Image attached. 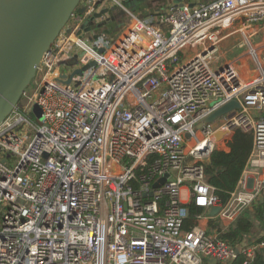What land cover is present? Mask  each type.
Wrapping results in <instances>:
<instances>
[{
    "label": "built area",
    "instance_id": "2783aa9c",
    "mask_svg": "<svg viewBox=\"0 0 264 264\" xmlns=\"http://www.w3.org/2000/svg\"><path fill=\"white\" fill-rule=\"evenodd\" d=\"M106 4L124 9L81 0L84 12L43 53L27 103L0 125V264H228L239 255L255 264L264 240L229 245L206 232L203 213L182 225L187 202L219 206L225 222L260 199L264 213V72L249 74L243 56L210 67L222 30L264 22V0L171 4L155 22L133 17L112 42L93 37ZM232 99L239 108L194 131ZM237 129L253 147L222 204L203 163Z\"/></svg>",
    "mask_w": 264,
    "mask_h": 264
},
{
    "label": "water",
    "instance_id": "95a60500",
    "mask_svg": "<svg viewBox=\"0 0 264 264\" xmlns=\"http://www.w3.org/2000/svg\"><path fill=\"white\" fill-rule=\"evenodd\" d=\"M84 10L81 0H0V125L19 104L25 89L35 77L43 53L54 44L71 15L75 11L83 13ZM105 11L107 9L94 16L99 17ZM120 14H124V11ZM86 24L87 20L82 26ZM99 28L101 33H109L110 28L102 29L101 23L95 25L96 30ZM85 30H89V26ZM94 64L91 62L81 70ZM239 107L236 100H229L196 123L194 131ZM43 155L46 156V153ZM166 176L155 181L152 187L162 184ZM219 210V206L211 207L209 215L216 216ZM208 262L217 261L209 259Z\"/></svg>",
    "mask_w": 264,
    "mask_h": 264
},
{
    "label": "trees",
    "instance_id": "16d2710c",
    "mask_svg": "<svg viewBox=\"0 0 264 264\" xmlns=\"http://www.w3.org/2000/svg\"><path fill=\"white\" fill-rule=\"evenodd\" d=\"M228 147V151L214 149L210 153L208 160L203 163L205 181L212 186L214 194L220 199L222 204L226 203L230 198L231 192L237 186L247 165L253 147L252 133L241 129L235 130L228 142ZM186 206L188 212L182 228L189 230L196 224V216L203 213L204 209L192 202H188ZM254 212V216L259 220L263 218V209L260 202L255 205ZM247 213V210L241 212L226 231L218 233L216 239L225 241L232 246L241 244L247 234L253 231V222ZM261 240H264V236L257 238L255 241ZM242 262L243 256L239 255L229 264H242ZM255 264H264V250H260L257 253Z\"/></svg>",
    "mask_w": 264,
    "mask_h": 264
},
{
    "label": "crops",
    "instance_id": "0c3cea01",
    "mask_svg": "<svg viewBox=\"0 0 264 264\" xmlns=\"http://www.w3.org/2000/svg\"><path fill=\"white\" fill-rule=\"evenodd\" d=\"M210 1H213V0H121V3L123 5L124 9L121 7L119 8V7H115V6H108V4L104 5L103 9L105 8V10L107 9V11H105L103 13L104 19L101 20L102 29L106 28L103 25L105 23L106 24L109 23L107 21V19L112 18L110 16V14L113 11L122 12V11H126V9H127V10H130L131 12H133L132 13L133 16H131V19L133 17H137V18L144 19L147 21L155 22L157 20V17L161 13H164L171 4H175L176 2H178L179 4L194 5V4L202 3V2L208 3ZM126 24L123 27H125ZM236 27H238L237 24H235V26L231 29V31H227L228 29L222 30V34L224 36H223V39L218 44V47L220 45H222L223 43L231 46L230 51H231L232 55L227 62L239 59L242 56H244L243 58L245 60H246V58L248 59L247 56H251V57L253 56L255 61L257 60V62L260 64L262 62L263 67H264V42H263V40H264V22L253 23L249 27L245 26L243 28H237L236 30H234V28H236ZM235 34L236 35L238 34V36L235 37L234 36ZM229 36H233L234 41H238V38L240 37L241 38L240 45L239 44L238 45L231 44V41L227 40V38ZM239 41H240V39H239ZM249 41L251 44L254 43L253 45L259 49V53L256 52V54H254L255 51L251 47ZM234 46H237L238 51L234 50V48H235ZM240 47H243V49H239ZM195 50L200 51L201 49L197 48ZM185 51L190 52V49L185 50ZM246 62L249 66V74L255 73L256 71H260L261 69H262L261 72H264L263 71L264 68H261L260 70H258L259 68L258 67L254 68L253 65H251V63L248 60ZM225 149H227V148H225ZM228 150H229V147L226 151H228ZM246 168H247V165H246L245 169ZM250 174H251V176L248 179V187H251L253 185L254 179H255L254 174L253 173H250ZM254 207H255V205H253L252 207H250L248 209H245V210H247V212H248L247 214H248V216H250V219L253 222V231L251 233H248L245 240H244L245 242H248V243L255 241L259 237L264 236V213H263V218L261 220H259L256 216H254V213H255ZM236 218L232 222H225L224 220H222L217 215L216 216H210L209 215V209H204L203 216L200 219V223L204 225L205 230L209 235L216 237L219 232L226 231L235 222ZM255 242H257V241H255ZM216 263H219V262L217 261ZM216 263H210L206 259L203 261L202 264H216ZM221 264H223V263H221Z\"/></svg>",
    "mask_w": 264,
    "mask_h": 264
},
{
    "label": "rangeland",
    "instance_id": "374dc122",
    "mask_svg": "<svg viewBox=\"0 0 264 264\" xmlns=\"http://www.w3.org/2000/svg\"><path fill=\"white\" fill-rule=\"evenodd\" d=\"M132 13L133 12H131L130 10H127V9H126V11H124V14H120L119 11H113L111 14L109 13L110 16L112 17V19H111V21L108 24L105 23L103 25L104 27L110 28L109 33L105 35L106 36V40H108L109 42H112L114 39H116V37H117L118 33L120 32V30H123V26L126 23L128 24L130 22L131 16H133ZM70 24L71 23L69 21L65 26H70ZM100 29L101 28L97 29L96 32L101 33ZM234 36L236 37V36H238V34L237 35L235 34ZM239 39H240V41H239ZM227 40L231 41V44H236V45L239 44L240 45V43H241V38L240 37L238 38V41H234V37L233 36H229L227 38ZM263 42H264V40H263ZM249 43H250V41H249ZM253 44L254 43H252V44L250 43L251 47L255 51L254 54H256V52L259 53V49L257 47H255ZM107 46H108V44L104 45V50L107 48ZM234 47H235L234 50L238 51L237 46H234ZM230 48H231L230 45H227V44H224V43L222 45H220L219 47H217V50L215 52H213V54L211 55V59H210V67H211L212 70H217L221 66H223L224 64L227 63V61L230 59V57L232 55V53L230 51ZM239 49H243V47H240ZM186 50H188V49L186 48ZM247 57H248V59L246 58V60H248L251 63V65H253L254 68L258 67L259 68L258 70H260L261 68H264L262 62H261V64L258 63L257 60L255 61L253 56L252 57L251 56H247ZM74 62H76V57H74L73 59L71 58L69 60V65L68 66L71 67V65ZM242 64H243L242 68L246 69L245 61ZM261 70L260 71H256L255 73L258 74L259 72H261ZM81 72H82L81 68L77 67L76 69H73L72 71H70V75L68 77H65V78L60 77L59 80L62 83H69L71 75H74V74H77V73H81ZM34 79H35V77L30 81L29 85L25 89V91L27 93V96H30V94L33 93V90L36 87ZM26 103H27V98L22 95V97L20 98V101H19V105L23 107ZM254 114H256V113H254ZM29 117H31V119H33L34 121H37V120L40 119V107L38 106V104H35L31 108V112L29 113ZM200 135H201V133L198 132L197 136H200ZM187 148H188V146H187ZM181 200L182 201H189L188 198H187V194H186L185 190H181Z\"/></svg>",
    "mask_w": 264,
    "mask_h": 264
},
{
    "label": "flooded vegetation",
    "instance_id": "af4514ba",
    "mask_svg": "<svg viewBox=\"0 0 264 264\" xmlns=\"http://www.w3.org/2000/svg\"><path fill=\"white\" fill-rule=\"evenodd\" d=\"M35 76H36V74H35Z\"/></svg>",
    "mask_w": 264,
    "mask_h": 264
}]
</instances>
